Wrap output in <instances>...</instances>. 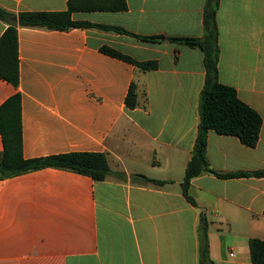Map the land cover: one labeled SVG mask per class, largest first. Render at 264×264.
I'll return each instance as SVG.
<instances>
[{"label":"crops","instance_id":"0c3cea01","mask_svg":"<svg viewBox=\"0 0 264 264\" xmlns=\"http://www.w3.org/2000/svg\"><path fill=\"white\" fill-rule=\"evenodd\" d=\"M207 0H127L124 12H76L74 21L118 27L69 31L23 27V12H62L68 0H0V38L18 29L20 82L0 78V106L19 93L27 159L104 153V181L54 168L0 179V264H200L208 221L215 264H253L264 240V177L203 174L182 193L197 137L204 53L168 38H201ZM17 19V23L14 20ZM219 80L262 118L257 145L209 131L207 159L219 173L264 171V0H220ZM103 46L157 68L142 71ZM139 105L127 108L131 84ZM3 141L0 135V159ZM166 181L135 182L133 176Z\"/></svg>","mask_w":264,"mask_h":264},{"label":"trees","instance_id":"16d2710c","mask_svg":"<svg viewBox=\"0 0 264 264\" xmlns=\"http://www.w3.org/2000/svg\"><path fill=\"white\" fill-rule=\"evenodd\" d=\"M220 0H207L204 11V34L201 38H168L176 43L187 46H198L204 53L206 69L205 84L200 93V122L192 158L186 167L182 182V193L195 205V200L189 194L191 181L203 174H213L220 178L231 177H264V171L219 173L211 168L207 159V144L209 131L221 135L238 138L247 147H255L259 141L262 118L254 109L241 101L235 88L224 85L219 80V28L217 11ZM128 9L127 0H68V10L62 12H23L18 16L23 27L41 28L47 30L69 31L74 28L98 29L108 32L134 35L138 38L155 41L159 37H140L125 29L74 21L76 12H124ZM12 15L0 7V19L10 22ZM104 54L121 59L135 65L142 71L154 70V61L139 62L121 54L111 47L103 46ZM0 78L19 86V38L18 29L10 25L0 38ZM125 104L129 109L138 105V87L133 82L127 93ZM0 135L3 141V152L0 159V179H8L23 174L47 168L70 171L88 176L94 181H104L111 174L107 155L104 153L74 152L61 155H51L27 159L23 154V126L21 96L19 93L11 96L0 106ZM135 182L162 186L166 181L150 179L143 175L133 176ZM208 236V221L201 216L199 224V262L200 264H215L210 257ZM249 255L253 264H264V240L254 238L249 241Z\"/></svg>","mask_w":264,"mask_h":264},{"label":"water","instance_id":"95a60500","mask_svg":"<svg viewBox=\"0 0 264 264\" xmlns=\"http://www.w3.org/2000/svg\"><path fill=\"white\" fill-rule=\"evenodd\" d=\"M14 22L17 23V19H15ZM0 169H1V166H0Z\"/></svg>","mask_w":264,"mask_h":264}]
</instances>
